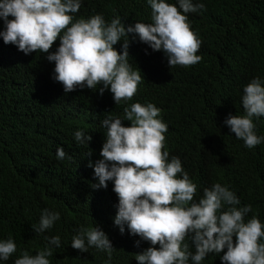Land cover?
<instances>
[{
    "label": "trees",
    "instance_id": "1",
    "mask_svg": "<svg viewBox=\"0 0 264 264\" xmlns=\"http://www.w3.org/2000/svg\"><path fill=\"white\" fill-rule=\"evenodd\" d=\"M168 2L178 6V0ZM199 2L206 9L187 15L202 40L197 54L203 59L191 67L170 68L162 50L153 51L130 33L129 63L145 77L133 99L117 105L110 87L99 93L102 84L96 91L78 87L64 92L53 78L55 62L46 59L58 49L59 38L49 53L26 55L0 36V240L11 236L18 247L0 264H14L24 250L36 255L48 246L46 237L56 235L61 245L52 246L50 264H139L136 253L152 245L131 235L126 226L121 233L115 225L114 183L91 187L98 183L94 165L102 159L106 140L101 121L109 114L123 117V109L136 102L162 109L160 118L168 125L164 150L169 159H181L197 185L195 202L205 187L220 183L234 191L240 206L252 205L246 221L256 215L264 224V143L246 148L224 123L229 114H245L244 87L255 77L264 80V0ZM95 14L108 22L119 16L125 27L152 22L148 0H82L74 19ZM4 30L0 18V32ZM122 45L123 40L114 47L122 52ZM253 122L257 135L264 136V116L254 117ZM122 123L131 125L128 120ZM77 130L93 137L88 145L77 144ZM59 147L71 159L58 160ZM90 150L91 156L86 155ZM45 208L60 212L61 217L52 229L36 233L32 225L39 223ZM95 224L112 241L115 250L110 260L106 251L95 247L81 252L71 246L81 226ZM191 250L195 252L194 246ZM224 252L208 254L201 264H223Z\"/></svg>",
    "mask_w": 264,
    "mask_h": 264
},
{
    "label": "clouds",
    "instance_id": "2",
    "mask_svg": "<svg viewBox=\"0 0 264 264\" xmlns=\"http://www.w3.org/2000/svg\"><path fill=\"white\" fill-rule=\"evenodd\" d=\"M148 3L152 22L138 21L125 27L119 16L110 22L102 14L74 19L82 0H0V18L5 24L0 36L5 44L16 45L26 55L49 53L59 38L58 49L46 59L55 62L53 78L63 85L64 92L78 87L96 91L102 84L99 93L103 95L110 87L117 105L132 100L145 77L129 63L130 33L137 34L153 51L162 50L170 68L191 67L203 59L197 54L202 40L187 14L206 9V5L199 0H178V6L168 0ZM121 40L122 52L114 47ZM243 92L245 114H229L224 123L246 148L253 149L264 143L253 122L254 117L264 116V80L253 78ZM161 113L154 103L136 102L123 109V117L109 114L101 121L106 140L100 152L102 159L94 165L98 183L91 187L107 188L112 181L118 196L115 225L121 233L126 226L131 235L152 245L136 253L135 259L139 264H201L208 254H219L226 248L223 264H264V224L256 215L245 219L252 205L240 206L234 191L220 183L205 187L203 196L194 201L197 185L181 159H169V152L164 150L168 125L160 118ZM123 120L131 121V125L125 126ZM74 137L78 145H88L93 139L82 130L75 131ZM91 154L92 150L86 155ZM56 157L71 159L63 147L57 149ZM60 217V212L45 208L32 228L43 233ZM46 240L48 246L36 255L24 250L14 264H50L52 246L59 248L61 238L56 235ZM136 244L139 246L140 241ZM71 246L81 252L91 247L106 251L109 260L115 250L108 234L96 224L81 226ZM17 250L11 236L0 240V260H9Z\"/></svg>",
    "mask_w": 264,
    "mask_h": 264
}]
</instances>
